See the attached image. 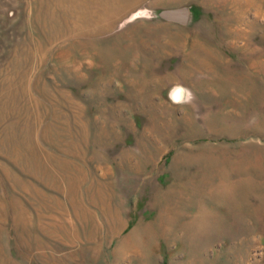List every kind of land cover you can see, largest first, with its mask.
Wrapping results in <instances>:
<instances>
[{
	"label": "rangeland",
	"instance_id": "374dc122",
	"mask_svg": "<svg viewBox=\"0 0 264 264\" xmlns=\"http://www.w3.org/2000/svg\"><path fill=\"white\" fill-rule=\"evenodd\" d=\"M146 256L264 264V0H0V264Z\"/></svg>",
	"mask_w": 264,
	"mask_h": 264
},
{
	"label": "bare ground",
	"instance_id": "6f19581e",
	"mask_svg": "<svg viewBox=\"0 0 264 264\" xmlns=\"http://www.w3.org/2000/svg\"><path fill=\"white\" fill-rule=\"evenodd\" d=\"M219 199V198H218ZM165 202L170 205V200L166 199ZM180 203L177 202L176 204L174 203L172 208L170 209V207L168 206V208H165L161 215H160V219L159 221L157 222V226H159L160 228L162 227H166L167 229L168 228H179L181 230L184 231V233L186 234L185 236V239H186V242L188 243V245L190 246V248H194L195 249V244H198L197 241H202L203 239H205L206 241H209L210 237L208 235V229L212 226H208L206 220H205V217H202L198 220H192V219H188L185 220L186 221H183V219L181 217H184L183 213L181 214L180 212H178V207H179ZM181 208V206H180ZM181 210V209H179ZM211 213V212H210ZM204 214V213H203ZM197 216V215H196ZM199 216V215H198ZM174 218V219H173ZM212 225V224H211ZM153 225H149L148 227V230L149 231H152L153 233L151 234V238H154L155 237V231L152 227ZM209 227V228H208ZM215 226H213L214 228ZM221 227V226H220ZM224 227V226H222ZM216 228H219L218 226H216ZM164 230V229H163ZM222 231V230H221ZM220 231V232H221ZM218 234V233H217ZM169 237V236H168ZM204 241V240H203ZM202 241V242H203ZM204 241V243L206 242ZM129 242H132L134 244H136V246L138 244H140V241L137 240V232H134L127 240H126V243H129ZM211 242V241H210ZM186 244V243H185ZM134 247V246H133ZM129 248V247H128ZM135 249V248H134ZM190 250V249H189ZM192 250V249H191ZM135 251V250H134ZM193 254L195 253L193 250H192ZM200 252V251H199ZM236 252V251H235ZM229 253V252H228ZM193 254H191L193 256ZM201 254V253H200ZM190 255V256H191ZM195 256V255H194ZM148 256H146V263L148 264V260L147 259ZM192 258V257H191ZM145 259V258H144ZM223 259V258H222ZM193 260V259H192ZM200 260V259H199ZM184 263V262H183ZM182 263V264H183ZM151 264V263H150ZM185 264V263H184ZM190 264V263H189ZM203 264V263H202Z\"/></svg>",
	"mask_w": 264,
	"mask_h": 264
}]
</instances>
